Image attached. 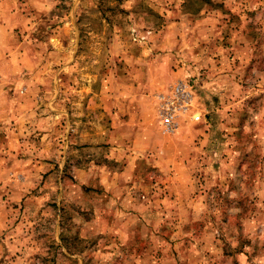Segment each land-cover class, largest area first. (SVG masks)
<instances>
[{
    "label": "rangeland",
    "instance_id": "obj_1",
    "mask_svg": "<svg viewBox=\"0 0 264 264\" xmlns=\"http://www.w3.org/2000/svg\"><path fill=\"white\" fill-rule=\"evenodd\" d=\"M57 3L54 15L38 16L40 28L17 31L11 66L22 80L0 68V104L7 91L16 92L28 113L18 150L46 165L23 201L0 195V237L9 249L0 264H264V0ZM159 3L182 7L172 20L183 25L162 36L153 8ZM133 27L151 30L150 42H134ZM179 79L199 94L194 112L202 119L186 116L167 134L156 95ZM24 87L28 93L20 95ZM132 90L140 94L136 106L120 117L129 124L117 128L111 111L127 110L134 95L112 97L109 111L105 93ZM140 138L150 145L136 146ZM135 149L142 154L133 159ZM131 162L120 184L137 198L125 205L130 210L109 202L97 178L82 187L74 178L75 166L116 175ZM121 212L147 219L127 242L101 222ZM240 249L245 254L229 256Z\"/></svg>",
    "mask_w": 264,
    "mask_h": 264
},
{
    "label": "crops",
    "instance_id": "obj_2",
    "mask_svg": "<svg viewBox=\"0 0 264 264\" xmlns=\"http://www.w3.org/2000/svg\"><path fill=\"white\" fill-rule=\"evenodd\" d=\"M58 4L59 3H57V0H0V68H4L8 71H10L11 68V73L10 72L7 73L9 75L3 73L5 74L4 77L15 82L18 80H22L19 76H17L19 70H16V68H13L11 66V64H16L18 61V55H16L18 51L16 47L19 43L16 39L17 31L19 30L21 32L26 30L27 31L35 30L37 26L40 28L41 24L38 21V16L54 15L55 9L57 8ZM153 8H155L154 11H156L158 16L161 18V22L163 21V25L159 27L160 28V31H158L160 32L159 36L166 34L167 31L170 29V27L173 25H183V21L177 23L176 20H172V17L175 15V13L178 14L179 12L180 14L181 12L180 8H182L181 6H179V8L177 7V10L175 11L170 7L167 9L162 8L161 3H159V6L157 7L153 5ZM208 15L210 16L212 14H210L209 12ZM148 25L152 26V24H148ZM53 26H54L53 21L47 23V29L49 28L48 30L49 31L51 30V32L55 31V29H53ZM49 40H53V39L50 38ZM37 42H39V40H37ZM25 58H28V54L27 56H25ZM35 58H38V56H36ZM33 61L34 59L32 60V62ZM6 64H8V67L6 66ZM38 74L41 77V74L37 72L34 73V78L36 79L37 77V79L39 80L40 77L37 76ZM1 83H2V77L0 75V84ZM28 90L29 89L27 87H24L21 88L20 93L19 92L18 93L20 95H24L28 93ZM165 90L166 88L163 91ZM132 91L133 92H129V94L128 93L126 94L124 92H119L118 94L116 93L114 95L113 94L108 95L107 93H105L106 96L104 98L107 100L105 104V109L109 111H111V109L113 108L112 99H111L112 97L123 98L125 96L129 97L134 95V98H131L132 100L130 98L127 99L129 100V102L127 103V110L124 108L123 109L120 108L119 110L111 111L113 120L115 121L113 122L114 124L115 123L117 124L116 125L117 128L121 126L119 124L122 123H123L122 125L129 124V122H127L126 119L124 120L121 119L120 117L123 113L122 111L129 110L128 113H130V111L134 109L136 106L135 104L136 101H138L139 98L138 95L140 94L137 92V90H132ZM4 96H5L4 102L0 104V195L2 194V192H6V193L13 192V196H17V197L19 196L20 201H23L24 200L23 190L29 191L30 188L34 187L35 177H37L41 173V171H45L46 165H44L42 161H37L38 160L37 158L41 157L39 155H37L36 160L33 161V159L35 158L34 153H32L31 156H27V154L21 155V151H19L18 149L21 148L19 144L20 142L19 134L22 131L19 129V127L24 125L23 121H25V118L28 113L26 114L24 113L25 111L24 104L20 102L21 99L18 95L16 96V92L15 94L14 93L12 94V92L7 91L4 94ZM195 96L197 100H200V96L198 93L195 94ZM213 97H215L214 94L211 95L210 99ZM197 100H196V104H197ZM121 102H123V100H121ZM123 107H126V105L125 106L123 105ZM28 109L29 108H27V110ZM198 110L201 111L199 107ZM194 113L197 114V112ZM55 117L54 116L49 117V119L51 118L54 120ZM147 144L148 143L143 142L141 138L137 140L135 143V145L139 146V148L141 149L145 148ZM139 152L140 151L136 149L134 150L133 159L141 156L142 153ZM48 171L50 172L51 170ZM98 171H101V173H99ZM131 171H133L132 162L129 163L128 167L124 169L122 174L117 173L116 175L108 172L106 169L87 170L86 167L75 166L74 178L77 179L78 184L81 185V187L89 184L93 179L97 178V180H99V183H101V185L103 186L105 192L111 194L110 197H107L109 202H122L124 204V209L130 210V208H125V205L128 206L131 205L133 207L134 203L130 204V202H136L137 198L134 197L135 195L134 196L132 195V191L128 186L121 187L120 184L121 181L123 180V177L128 176L131 173ZM182 173L186 174L187 172L186 170L185 171L183 170ZM222 173L230 174L231 171L223 170ZM205 175H212V173L209 170H207ZM241 181H242V177L239 179V182ZM175 188L177 190H181V192L183 193L185 191V186L182 187L175 186ZM179 199H181V202H184L185 199L184 194H181V197ZM15 204L17 203L15 202ZM191 204L193 206L196 205V200H193ZM133 209H135V207ZM1 212L2 211L0 210V221H4L3 218L4 216L2 215ZM119 215H120V219L117 216H114L112 220L110 219L106 220L102 216L101 222L104 224V226H108L110 224L113 227V231H116L117 228V232L121 236V241L123 242L124 241L127 242L128 239L130 238V233L133 232V230H135L138 226H142L143 220L144 221L147 220L146 217L141 219L139 218V216L133 215V213L129 214L126 212H121V214ZM192 216L194 218L193 219L194 221L196 220L199 221L200 218H195L196 217L195 214H192ZM57 224H58L57 225L58 230L56 231L55 238L57 239V241L61 242V239H63L62 236L63 227H61L60 222H58ZM147 229L149 230L148 227ZM87 233H88L87 228L83 229V232L81 233V237L86 238ZM11 235L12 232L7 234V237ZM4 238L6 237L4 236ZM3 240H4L3 237H0V253L2 251L5 252L9 250V249L8 250L4 249L5 240L4 241ZM14 242L16 243L17 240L14 239ZM18 245H21V243L18 242ZM197 247L200 249L199 244H197ZM245 251L246 250L240 249L233 254L230 253L229 256L232 257L236 253L245 254Z\"/></svg>",
    "mask_w": 264,
    "mask_h": 264
},
{
    "label": "built area",
    "instance_id": "obj_3",
    "mask_svg": "<svg viewBox=\"0 0 264 264\" xmlns=\"http://www.w3.org/2000/svg\"><path fill=\"white\" fill-rule=\"evenodd\" d=\"M152 34L151 30L141 33L135 27L131 29L132 40L139 44L149 43ZM195 94V88L189 81L179 79L156 95L157 112L164 133H174L186 116L191 115L194 121L201 120V115L192 114Z\"/></svg>",
    "mask_w": 264,
    "mask_h": 264
}]
</instances>
